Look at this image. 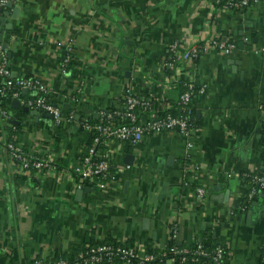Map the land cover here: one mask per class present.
<instances>
[{
	"label": "crops",
	"instance_id": "1",
	"mask_svg": "<svg viewBox=\"0 0 264 264\" xmlns=\"http://www.w3.org/2000/svg\"><path fill=\"white\" fill-rule=\"evenodd\" d=\"M11 1L0 10L7 68L14 77L46 84L66 118L96 120L118 111L126 89L162 97L170 106L178 96L174 72L163 68L170 44L184 50L211 38L239 42L229 55L208 48L186 67L177 64V73L205 87L193 106L199 120L195 146L188 151L176 133L152 136L137 148L118 146L116 162L127 164L126 154L133 162L118 170L114 194L94 189L75 199L77 189L64 170L79 163L85 148L87 133L78 121L60 125L65 136L55 150L59 130L52 119L0 101V264L67 256L87 238L142 249L161 250L170 241L188 246L206 228L230 261L259 264L264 195L242 204L249 198L241 174L262 167L264 0L242 11L217 8L213 0ZM69 46V73L63 75L59 64ZM24 90L19 100L31 97ZM7 139L50 156L54 169L19 171L3 146ZM188 163L203 166L209 196L201 206L192 199L195 175Z\"/></svg>",
	"mask_w": 264,
	"mask_h": 264
},
{
	"label": "built area",
	"instance_id": "2",
	"mask_svg": "<svg viewBox=\"0 0 264 264\" xmlns=\"http://www.w3.org/2000/svg\"><path fill=\"white\" fill-rule=\"evenodd\" d=\"M9 0H0V8L6 6ZM219 0H213L218 2ZM258 0H227L223 9L242 11ZM208 48H215L223 55H229L236 49V43L227 39L211 38L203 44H192L184 50H179L177 43L169 45V50L173 54L172 59L163 62V68L173 73L172 80L178 81L180 74L174 70L178 65L186 67L194 59L199 57ZM259 49L264 51V45ZM70 46L66 48V53L61 58L60 72L63 75L69 73L68 65L71 60ZM180 66V69L182 68ZM176 71V72H175ZM186 90L179 95L178 106L181 107L179 113L165 111L168 106L162 102V97L153 95H139L132 89H126L123 93L121 109L114 113L119 115L121 122L114 123L110 114L106 115L107 120L99 122H85L82 129L87 134H94L87 152L80 156L79 163L67 167L64 172L72 180L73 189L93 186L95 189L114 194L118 192L116 185L118 170L130 168L129 164H119L116 162V153L125 144L131 148H137L147 138L166 133L179 134L185 140V146L191 151L195 146L196 136L193 127V117L189 110L191 96H198L205 90L204 86L197 87L193 80L187 78L185 82ZM197 88V89H196ZM27 90L31 97L20 99V104L29 109H36L52 115V125L56 127L68 118L64 117L61 106L55 104L49 97L50 89L41 80L35 77H14L7 68L6 51L0 43V100L3 98H18L21 90ZM165 111V112H164ZM4 148L12 163L16 164L19 171L33 170L41 172L54 169L50 156L38 155L26 149L22 143L7 139L4 141ZM118 146H120L119 149ZM188 168L195 177L191 180L192 199L198 205L207 202L208 189L202 180V165L188 163ZM132 167V164H131ZM244 171L242 177L248 176ZM251 178L246 182V196L251 198L255 194V183L264 185V177L257 176V172L250 171ZM220 219L216 218L215 223ZM173 252L179 256V262L184 264H235L227 257L225 247L217 245L210 249L204 247L199 240L192 248H177L173 246ZM165 254V253H164ZM158 257L145 252L144 248L130 247L122 244H98L87 246L70 262L67 258H56L52 260L41 257H33L29 264H152ZM171 260V259H169ZM155 264V263H154ZM159 264V263H157ZM164 264V263H162ZM259 264H264V231L263 242L260 252Z\"/></svg>",
	"mask_w": 264,
	"mask_h": 264
},
{
	"label": "trees",
	"instance_id": "3",
	"mask_svg": "<svg viewBox=\"0 0 264 264\" xmlns=\"http://www.w3.org/2000/svg\"><path fill=\"white\" fill-rule=\"evenodd\" d=\"M226 1L227 0H219L218 2H214V4H215V6L217 8H222L223 5L226 3ZM215 39L216 40L217 39H221L222 40L223 38L219 37V38H215ZM228 40L232 41L231 38H228ZM233 41H234V43H236V47H238L239 39L237 38L236 40H233ZM198 44H201V43H198ZM172 58H173V54H172V52L170 50H168V53H167V55L165 57V60L172 59ZM168 72H171V71L166 69V73H168ZM185 82H187V79L183 76V74H180L179 79H178V81H176V84H175L176 88H178V96L172 102V104L170 106H168V108H166L165 111H167V112L170 111L172 113H179L181 111V107L178 106L177 102H178L179 95L186 90ZM196 99H197V96L193 95V96H191L190 101H189V105L192 106L190 108V110H189V113H190L191 117H193V121H192L193 127H196L198 125V123H199V120L195 118V108L193 107L194 104L196 103ZM0 101H1V105H3V106L5 105L6 106V105H8L10 103L11 98L10 97L3 98ZM162 102H164V99L162 100ZM114 110L115 109L110 110L109 113H105L101 118L96 119V120H94V119H85V118H82V117L75 118L74 115H72V120L78 121V123H80V128L81 129H82V124L85 123V122L94 123V122L107 120L106 115H108V114L111 115L109 119L112 122L120 123L121 122L120 117H119V115L114 113ZM60 125L56 126L57 127L56 131L59 130V132H57L56 135H54V138H53V143L52 144H53V149H55V150H58L59 144L61 143V141H63L64 136H65L64 134L60 133V131H61L60 130V127H61ZM93 135L94 134H87L86 135V139H85V143H84L85 148H84V151H83L82 155H84L87 152V148L92 142ZM260 139H261V143H262V146H263V150H262V153H261V165H262V167H261L260 171L257 172V176L264 177V120L262 122V129H261V137H260ZM245 173L248 174V176H244V181L247 182L251 178L252 173H250V171H247ZM254 187L256 189L255 194H253V196L248 201L245 202V200H244L242 202V204L250 203L252 200L258 199L259 197L264 195V185L261 186L259 183H255ZM101 198L110 199L111 196H109L108 194H104V195L101 196ZM198 240L201 242V244L204 247H207V248H210V249L214 248L217 245H221L220 243H215L216 240L213 237V231L210 228H206L201 233V235H200ZM196 242L197 241H194L193 243H191L188 246H180L177 243H174L173 241H170L169 244H167L161 250H156L155 248L151 247L150 245H147L144 250H145V252L154 254V255H156L158 257V259L155 260L152 264H154V263L155 264H157V263L162 264L166 260H169V259H171L172 264H181L179 262V256L176 253L173 252V249H172L173 246H175L177 248H180V249H182V248H189L190 249L193 246H195ZM98 244H114V245H116V244H122V243L121 242H109L108 240L100 241V240H95L93 238H87V239H85V241L83 242V244L80 247H74L67 256H59L57 258H67L70 262H73L75 257L80 252H82L84 249H86L87 246H93V245H98ZM123 245H126V244L123 243ZM131 264H134V263H131ZM184 264H191V263L186 262Z\"/></svg>",
	"mask_w": 264,
	"mask_h": 264
},
{
	"label": "water",
	"instance_id": "4",
	"mask_svg": "<svg viewBox=\"0 0 264 264\" xmlns=\"http://www.w3.org/2000/svg\"><path fill=\"white\" fill-rule=\"evenodd\" d=\"M13 2L11 1V0H9L7 3H6V6H8V7H12V4ZM0 10H2L1 8H0ZM17 8L16 7H14V10H13V16H15L16 15V13H17ZM5 15H7V13L5 14ZM5 20V18L2 16V17H0V21H4ZM239 46H240V48H242L243 47V43L242 42H240L239 43ZM25 91V90H24ZM11 107H13V108H16V109H20V108H22V110L24 111V112H27L30 116H32V117H34V118H38V117H40V116H42V117H44V118H48V119H52V115H50V114H48V113H46V112H40V111H38V110H36V109H29L28 107H26V106H22L21 107V104H20V100L18 99V98H13L12 100H11ZM167 160H168V163H170V164H172V162H173V156H169L168 158H167ZM125 163H127V164H132V162H133V155L132 154H126L125 155V157H124V160H123ZM94 187L92 186V187H90V188H80V189H77L76 191H75V199L77 200V201H80L81 200V198H82V195L84 194V192H89V191H94ZM147 222V219H145L144 220V223H146Z\"/></svg>",
	"mask_w": 264,
	"mask_h": 264
}]
</instances>
